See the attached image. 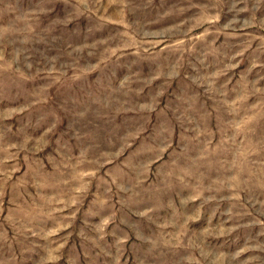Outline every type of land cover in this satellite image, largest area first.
Listing matches in <instances>:
<instances>
[{
  "label": "rangeland",
  "instance_id": "rangeland-1",
  "mask_svg": "<svg viewBox=\"0 0 264 264\" xmlns=\"http://www.w3.org/2000/svg\"><path fill=\"white\" fill-rule=\"evenodd\" d=\"M0 264H264V0H0Z\"/></svg>",
  "mask_w": 264,
  "mask_h": 264
}]
</instances>
